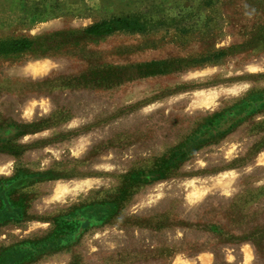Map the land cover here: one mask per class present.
<instances>
[{
    "label": "rangeland",
    "instance_id": "1",
    "mask_svg": "<svg viewBox=\"0 0 264 264\" xmlns=\"http://www.w3.org/2000/svg\"><path fill=\"white\" fill-rule=\"evenodd\" d=\"M14 38L0 264H264V0H0Z\"/></svg>",
    "mask_w": 264,
    "mask_h": 264
},
{
    "label": "trees",
    "instance_id": "2",
    "mask_svg": "<svg viewBox=\"0 0 264 264\" xmlns=\"http://www.w3.org/2000/svg\"><path fill=\"white\" fill-rule=\"evenodd\" d=\"M149 21L145 18H141L138 14L125 13L118 16H113L110 19H102L101 21H96L86 27L85 33L101 36L106 34H111L115 31H125V32H138L144 31L148 28ZM32 44L31 39L28 38H14L11 40H0V54L17 53L28 49ZM220 53L213 58H218ZM172 166L165 168L162 175H169L167 172ZM5 188V186L3 187ZM2 195V193H1ZM3 196V195H2ZM4 198V197H3Z\"/></svg>",
    "mask_w": 264,
    "mask_h": 264
}]
</instances>
